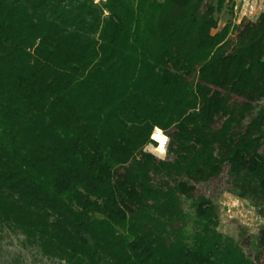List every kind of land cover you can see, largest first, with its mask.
<instances>
[{
    "label": "trees",
    "instance_id": "trees-1",
    "mask_svg": "<svg viewBox=\"0 0 264 264\" xmlns=\"http://www.w3.org/2000/svg\"><path fill=\"white\" fill-rule=\"evenodd\" d=\"M233 8L0 0V228L57 264H264L195 196L226 170L264 217V13Z\"/></svg>",
    "mask_w": 264,
    "mask_h": 264
},
{
    "label": "rangeland",
    "instance_id": "rangeland-1",
    "mask_svg": "<svg viewBox=\"0 0 264 264\" xmlns=\"http://www.w3.org/2000/svg\"><path fill=\"white\" fill-rule=\"evenodd\" d=\"M93 1L94 3H103L106 0ZM233 4V18H230L225 12L220 14L218 30L229 19L233 24H238L241 21L253 20L259 14L264 13V0H233ZM152 141L156 144L152 147H159L157 141L154 139ZM167 145L168 143L166 144V152ZM145 151L159 160L166 157L165 152L164 158L160 159L149 150V147ZM195 196L205 197L214 205L218 216L217 233L240 245L244 253L248 257H252L253 248L250 245H252L261 227L264 226V217H262L259 208L254 207L249 200L240 199L232 193L226 170L217 180L198 185ZM183 204L185 211L190 212L189 202ZM0 264L57 263L42 257L36 250L27 248L23 237L20 235L7 228H0Z\"/></svg>",
    "mask_w": 264,
    "mask_h": 264
},
{
    "label": "clouds",
    "instance_id": "clouds-1",
    "mask_svg": "<svg viewBox=\"0 0 264 264\" xmlns=\"http://www.w3.org/2000/svg\"><path fill=\"white\" fill-rule=\"evenodd\" d=\"M152 139L158 142L159 147H152L151 145H149V150L154 155H157L160 159H163L166 152V144L168 143L169 138L164 136L162 131L157 128L152 136Z\"/></svg>",
    "mask_w": 264,
    "mask_h": 264
},
{
    "label": "built area",
    "instance_id": "built-area-1",
    "mask_svg": "<svg viewBox=\"0 0 264 264\" xmlns=\"http://www.w3.org/2000/svg\"><path fill=\"white\" fill-rule=\"evenodd\" d=\"M235 10H236V8H235ZM251 15H252V13H251Z\"/></svg>",
    "mask_w": 264,
    "mask_h": 264
}]
</instances>
